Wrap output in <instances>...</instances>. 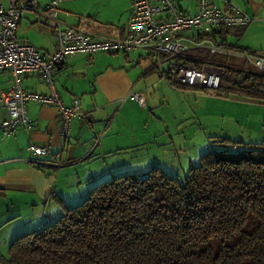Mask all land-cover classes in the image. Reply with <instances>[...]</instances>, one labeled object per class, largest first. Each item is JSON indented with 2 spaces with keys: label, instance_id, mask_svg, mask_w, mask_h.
Here are the masks:
<instances>
[{
  "label": "trees",
  "instance_id": "obj_1",
  "mask_svg": "<svg viewBox=\"0 0 264 264\" xmlns=\"http://www.w3.org/2000/svg\"><path fill=\"white\" fill-rule=\"evenodd\" d=\"M246 27H221L213 42L246 50L229 42ZM204 62L220 69L217 96L264 103V75L241 59L207 49L179 59ZM221 142L248 147L202 152L181 182L154 164L114 173L75 205L58 198L59 216L13 238L0 264H264V140Z\"/></svg>",
  "mask_w": 264,
  "mask_h": 264
},
{
  "label": "rangeland",
  "instance_id": "obj_2",
  "mask_svg": "<svg viewBox=\"0 0 264 264\" xmlns=\"http://www.w3.org/2000/svg\"><path fill=\"white\" fill-rule=\"evenodd\" d=\"M40 1L45 2L46 0ZM111 1L101 0L99 3L106 4ZM172 1L177 4V1ZM234 1L242 5L244 0ZM77 3L81 4V7L93 4L91 0H78ZM74 4L75 1L65 2L58 8L69 11ZM42 5L41 7L45 6L44 3ZM247 5L249 6L246 9L251 12L250 4ZM76 12L77 10L75 9L72 13L61 11L58 14L57 9H55L54 16L62 21L66 20L64 14L78 17ZM34 19L35 15L33 12H25L24 18H22V26L20 27L21 34L28 38L36 47H39L40 50L51 51L54 39L50 34V28L39 22L26 24ZM229 42L264 54V21L251 22L246 27L242 36L239 38L230 37ZM139 52L131 51L128 55L131 59H135V55ZM102 55L109 57L116 56L105 53ZM118 55H122V53ZM93 59H95L94 56ZM142 68H144V65H142ZM208 70L219 71L218 68ZM75 71L76 75L74 78L83 76L82 69ZM153 75L156 79H159L157 72H154ZM149 80L146 77L140 83L142 86L148 85L150 84ZM78 85L81 89L85 88L82 80L78 81ZM153 86V90L149 89L151 98L153 99V103H151L153 107L149 106L143 109L136 101L128 99L123 104L124 109H126V116L132 119L135 135L150 133L151 136L158 135V138L163 137L161 138L163 141L153 144L157 148L143 151L146 154H150L152 158L161 161L162 164L159 166L168 174L176 177L180 182L185 177L189 166L198 163L197 155L200 150L203 153L209 150L220 151L223 149L240 151L248 147L239 143L221 142L222 138L235 141L241 140L243 143H259L264 140V126L262 124L264 105L258 101L248 100L239 96L220 97L216 95L214 90H183L171 85L166 80H161L160 83L153 84ZM43 87L46 88L44 84ZM82 101L84 103V100ZM48 107L47 105L39 107L35 103L30 104V109L34 113L39 112L42 108L46 122L44 125L36 126L33 133L22 134L19 137V141L23 143L22 152H19L18 144H16V148L14 147L8 151L10 153L4 155L2 158H16V163L26 165L21 159H28L29 145L48 147L49 153L46 156L40 157L42 160V164L40 165L41 170L49 174L48 177H53L50 189L53 190L56 187L55 194L60 193L65 204H73L83 195H87V178H80V176L95 174L98 169H96L97 162H93V160L98 157L95 155L96 152L87 158L81 157L80 149L82 145L77 143V140L83 141L85 138L81 134L76 136L71 134V137L68 138V143H66L67 140L64 142L60 125L55 122L52 123V126L49 125L53 117V111L49 110ZM162 122L165 123V126H162ZM133 128L124 127L122 137L128 138ZM102 132L104 133L105 131H100V134ZM18 134L19 132L15 136H18ZM166 136L167 139L164 138ZM35 137H38V139ZM13 139L14 135L5 137L0 130L1 146L5 140ZM171 139L173 143H169ZM133 153L135 152L123 154L120 158L130 156L132 161L129 163V166L135 170H132L134 171L133 173H138L142 171L140 169L137 170L141 162H146L148 158H145V155L136 156ZM81 159L83 160L79 161ZM55 161H61L62 163L56 166ZM27 164L35 167L33 163L29 162ZM63 188L67 190L65 193H62ZM33 199L34 196L32 194L24 191L20 192L15 189L0 188V253L2 255L8 256L9 244L18 234L20 235L25 230H31L35 226H40L48 217H55L61 211L59 201L55 197L49 198L45 203H38V199H35L37 201Z\"/></svg>",
  "mask_w": 264,
  "mask_h": 264
},
{
  "label": "built area",
  "instance_id": "obj_3",
  "mask_svg": "<svg viewBox=\"0 0 264 264\" xmlns=\"http://www.w3.org/2000/svg\"><path fill=\"white\" fill-rule=\"evenodd\" d=\"M63 1L66 0H50L41 7L37 0H0V73L7 71L11 76L10 85L0 91V105L7 113L0 122L5 137L14 135L20 127L30 129L27 103L32 101L56 106L61 135L64 142L67 140L72 120L83 118L85 113L78 98L67 105L60 100L54 71L66 57L74 54L128 53L146 49L151 55V67L170 84L183 90H215L220 83V69L213 63L204 62L201 68L179 63V59H189L192 50L207 49L213 54L236 57L246 62L248 70L264 75L261 53L213 42L212 37L219 28L244 26L255 20L231 0H195L192 14L184 12L172 0H132L126 33L115 38L95 37L81 26L62 23L54 13ZM27 10L34 13L36 22L51 29L55 43L51 53H43L19 37L18 27ZM257 20L264 21V18ZM217 68L219 71L208 70ZM29 73H39L43 77L47 94L24 89L22 78ZM127 99L146 106V94L142 91H130L121 101ZM28 151V159L23 160L41 165L40 157L46 156L49 148L29 145ZM55 163L59 166L62 162Z\"/></svg>",
  "mask_w": 264,
  "mask_h": 264
},
{
  "label": "crops",
  "instance_id": "obj_4",
  "mask_svg": "<svg viewBox=\"0 0 264 264\" xmlns=\"http://www.w3.org/2000/svg\"><path fill=\"white\" fill-rule=\"evenodd\" d=\"M37 1L40 6H43V3L46 5L50 0H46L45 2H41L40 0ZM73 1H75V4L69 9V11L72 13L76 9V15L78 17H72V15L64 14L66 20H60L62 23L72 26H81L95 37L115 38L123 37L125 35L127 30L126 23L131 10L132 0H112L106 4H100L99 2L101 0H91L93 4L84 7H81V4L77 3L78 0H66L60 3L58 7L65 2ZM175 1H177L178 6L184 12L192 14L195 11V0ZM244 1L242 2L243 6L236 1L233 3L242 10L246 11L253 19H255V22H260L257 19L264 18V0ZM246 3L250 4L251 12L246 9V7L249 6ZM58 7V14H60L61 11L64 13H70L69 11L61 10L62 8ZM27 11L32 12L31 10ZM33 22L36 23L35 20H31L26 24H33ZM249 24H247V26ZM21 26L22 20L18 27L19 37L24 41L30 42L28 38L21 34ZM50 34L53 36L52 31ZM37 48L40 50L39 47ZM54 49L55 43L53 44V49L51 51H40L43 53H51ZM246 50L261 53L249 48ZM131 51L140 52L135 55V59H131V57L128 55V53ZM131 51L128 53H107L99 51L92 56H89L88 54L70 55L66 57L64 62L58 65L54 71L55 88L60 100L67 105L71 103L73 98H78L80 107L85 113L83 118L72 120L69 137H71V134L75 136L81 134L83 137H85L83 141L77 140V143L82 145L80 149L81 157L87 158L93 155L95 152V155L98 157L93 160V162H97L96 169L98 170L95 172V174H84L80 176V178H87V191L94 184L106 180L114 173H122L125 171L134 170L129 166V163L132 161L130 156L127 158H120V156L123 154L135 152L133 155L139 156L142 154L145 155V158H148L146 162H141L137 170H143L154 164H162L161 161L152 158L150 154L144 153L143 150L157 148V146L153 144H158V141H163L161 139L163 137L158 138V135L151 136L150 133H145L144 135H135L132 125L133 122L131 121L132 119H130L129 116H126V109H124L123 105L128 99L122 102L121 98L126 96L130 91H142L146 94V106H139L143 109L149 106L153 107L151 104L153 103V99L151 98L149 89L153 90V84L155 85L158 82L160 83L161 80L166 79L151 67V55L146 49L139 48ZM103 53L116 56L109 57L102 55ZM119 53H122V55H118ZM261 54L264 55L263 53ZM93 56L95 59L92 60ZM142 65H144V68H142ZM77 69H82L83 76L74 78L76 75L75 70ZM154 72H157L159 79H156V77L153 75ZM146 77L148 80L150 79V84L147 85L145 83L146 85L142 86L140 81ZM22 79L23 87L26 91L36 93L41 92L44 94L48 93V89H46L47 87H43L45 82L39 73L25 74L23 75ZM79 80L83 81L85 88H79ZM10 82L11 76L9 72L6 71L0 73V91L9 86ZM83 94L85 95L83 96ZM82 100H84V103ZM32 103H35L39 107L45 105L49 106L48 109L53 111V117L49 125L52 126V123L54 122L60 125L58 111L55 105L39 104L32 101L27 103V115L30 119L31 125L30 129L20 127L14 134L13 140H5L2 146L0 145V188L8 190L15 189L20 192L24 191L28 194H32L34 196L33 200L37 201L35 199H38V203H45L49 200V198L54 196L57 199L61 197L62 199H60L65 207L75 205L86 194L73 204H65L63 197L60 196V193L55 194V191L57 190L56 187L53 190L50 189L52 186L51 179H53V177H48L49 174H47L44 170L28 165V162L26 163L23 160L24 158H22L21 161H23L26 165L16 163V158H2L4 155L10 153L8 151L12 150L14 147L16 148V144H18L19 152H22L23 143L19 141V137L22 134L33 133L36 126L44 125L46 122V119L43 116L42 108L37 113L31 111L30 104ZM260 103L264 105V103ZM6 115L7 113L5 109L0 105V121L5 118ZM162 126H165V123L162 122ZM124 127L133 128L131 135L126 139L122 137ZM100 131L105 132L100 134ZM18 132V136H15ZM35 138L38 139V137ZM68 138L66 143L69 141ZM97 138H99L98 142L96 141ZM164 138L167 139V136ZM169 143H173V140L171 139ZM137 151L139 152L137 153ZM201 151L202 150L198 152L197 157H199V155L202 153ZM82 160L83 159L79 161ZM66 191L67 190L64 188L62 189V193H65ZM60 209L62 210V208ZM59 214L55 217L50 216L47 218V220H52L59 216ZM47 220L42 222V224L46 223ZM42 224L40 226H35V228H31V230L40 228Z\"/></svg>",
  "mask_w": 264,
  "mask_h": 264
},
{
  "label": "water",
  "instance_id": "obj_5",
  "mask_svg": "<svg viewBox=\"0 0 264 264\" xmlns=\"http://www.w3.org/2000/svg\"><path fill=\"white\" fill-rule=\"evenodd\" d=\"M29 0H27V2H28Z\"/></svg>",
  "mask_w": 264,
  "mask_h": 264
},
{
  "label": "bare ground",
  "instance_id": "obj_6",
  "mask_svg": "<svg viewBox=\"0 0 264 264\" xmlns=\"http://www.w3.org/2000/svg\"><path fill=\"white\" fill-rule=\"evenodd\" d=\"M190 53V52H189Z\"/></svg>",
  "mask_w": 264,
  "mask_h": 264
}]
</instances>
